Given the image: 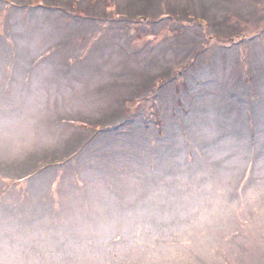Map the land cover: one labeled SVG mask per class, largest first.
I'll use <instances>...</instances> for the list:
<instances>
[{
	"label": "rangeland",
	"instance_id": "rangeland-1",
	"mask_svg": "<svg viewBox=\"0 0 264 264\" xmlns=\"http://www.w3.org/2000/svg\"><path fill=\"white\" fill-rule=\"evenodd\" d=\"M0 264H264V0H0Z\"/></svg>",
	"mask_w": 264,
	"mask_h": 264
},
{
	"label": "trees",
	"instance_id": "trees-1",
	"mask_svg": "<svg viewBox=\"0 0 264 264\" xmlns=\"http://www.w3.org/2000/svg\"><path fill=\"white\" fill-rule=\"evenodd\" d=\"M51 2H52V3H50V2H49V3H46V2H45V6H46V5H49V4L51 5V4L55 3V2H53V1H51ZM43 3H44V2H43ZM54 7L57 8L56 6H54Z\"/></svg>",
	"mask_w": 264,
	"mask_h": 264
}]
</instances>
